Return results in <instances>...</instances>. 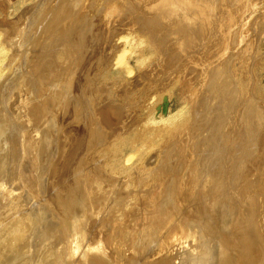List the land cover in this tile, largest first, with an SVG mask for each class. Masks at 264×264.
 Instances as JSON below:
<instances>
[{
    "label": "bare ground",
    "instance_id": "6f19581e",
    "mask_svg": "<svg viewBox=\"0 0 264 264\" xmlns=\"http://www.w3.org/2000/svg\"><path fill=\"white\" fill-rule=\"evenodd\" d=\"M187 1L193 4L192 8L180 11L173 10L172 6L169 8L166 13L167 27L163 18L155 21L165 27L164 40L171 46L182 45V49L194 41L195 33L197 38V31L204 33L205 27H210L218 33L221 31L216 25H223L217 17L216 0ZM126 2L128 8L139 6L137 0L133 4L129 3L130 0H0V264H28L29 260L34 264H55L64 255L57 252V246L62 247V252L67 250L71 256L80 250L82 258L89 256L94 264L104 263L101 256L108 249L114 251L110 258L123 264H264V209L260 211L258 201V193L264 191V164H258L261 170L251 173L257 178L248 176L250 182L242 185L240 179L245 176L244 165L247 163L244 156L236 158L241 164L237 162L238 165H234L235 159L233 165L236 167L229 171L228 165L224 164L225 155L221 160L218 157L221 153L216 154L218 158L212 159L215 149L211 152L212 156L207 153L208 148L204 146L211 144L206 142L209 140L205 139L206 136L202 140L206 143L203 149L200 148L203 143L197 142L198 130L202 128L200 122L208 116L205 114L212 113V107L216 109L213 104L217 100L219 104L224 101L226 108L227 103L234 101V107H227L221 118L218 116L217 126L220 125L221 132L231 134L232 139L238 142L258 123L257 126L261 127L255 137L258 152L264 149V116L260 114V109H253L254 104L250 108L248 102V109L244 107L248 98L245 93L227 94L219 89V82L211 81L210 93L206 95L212 100L203 108L200 115L205 116L203 120L194 117L191 126L187 127L189 121L185 120L192 108L186 113L182 106L184 118H179L183 115L181 110L173 114L172 120L179 118L177 123L166 125L169 118L159 123H152L147 118L134 120V128L128 125L126 128L133 133L126 130L124 141H119L117 124L121 114H124L115 96L119 80L131 85L141 84L146 78L153 80L165 72L157 57L158 51L162 53L166 47L160 48L145 29L137 32L135 37L131 36V30H113L115 16L127 11L123 8ZM180 2L185 3V0ZM231 2L234 1L228 0L227 3ZM148 8L151 10L153 4L141 6L140 14L144 22ZM212 16L213 24L210 25ZM234 19L241 21L244 15L239 13ZM245 19V25L252 29L255 24L264 25V18L260 16ZM257 19H261L260 22ZM235 29L232 28L229 35ZM229 35L221 34L225 43L230 39ZM263 35L264 30L240 33L239 46L245 44L248 47L258 36L264 42ZM136 43L137 48L146 51L139 58L141 63H145L142 71L133 79H128L122 72H127L129 68L128 72L133 73L129 57ZM7 52H12L9 57ZM116 60L127 62L126 66H129L124 69L121 64L123 69L114 71ZM117 71H122L121 75ZM184 72L181 66L178 73L182 75ZM176 81L184 86L195 85V89L200 84L184 76L176 77L173 83ZM104 86L108 91L104 92ZM182 96L179 94V97ZM219 98H223L222 101ZM23 103L31 106L30 111L26 106L28 110L25 113L31 112L32 119L13 114ZM196 121L201 127L196 125ZM204 125L206 123L203 122ZM211 129L214 131L213 127ZM248 137L250 140V134ZM253 140L254 137L251 142ZM218 141L216 144H219ZM225 142L219 146L212 142L215 146L210 147H215L216 152L218 149L221 151L228 148ZM256 142L254 147L251 145L252 150ZM167 143L175 146L170 154L174 162L164 157ZM222 144L225 147L222 148ZM251 147L250 151L247 147L244 150L248 149L251 153ZM131 150H136V162H130L132 157L128 152ZM159 151L164 154L163 157L155 158ZM126 154H129L126 158L129 157V162L133 164L129 167L124 163ZM58 158L60 163L56 166ZM229 159L226 164L230 165L229 162L234 159ZM251 159L254 158L251 156ZM125 161L127 164L128 159ZM251 162L247 165L250 166ZM174 164L178 165V171L174 170L176 173L173 172ZM250 171L245 174H250ZM121 178L124 181L122 184ZM237 180L240 185L237 183L239 186H234L235 192L231 193L235 198L228 196L232 202L228 198V203L224 202L220 195H230L227 193L229 185L232 183L233 186ZM21 189L26 192V204L41 193L44 195H40V201L43 198L44 204L32 200L28 209L22 210V207L19 211L15 203L25 192L14 195L13 199L11 194L12 190ZM242 194L246 196L244 201L248 197L245 203H253L252 206L239 203L237 199ZM130 206H135L137 209H132L136 212L132 210L130 214L127 211ZM54 208L55 215L60 214L62 219L59 226L52 224L51 227L58 228V232L57 228L53 229L56 230L53 235L58 233L53 236L56 239L51 243L48 240L49 245H45L43 240L52 233L46 218L51 216L49 212L54 214ZM95 209L102 210L98 211L100 213L107 212L105 216L108 219L99 215L103 217L102 222L98 216L96 219L100 221L95 220L93 225L97 224V227H92L89 233L88 219ZM86 210L90 213L83 221L81 218ZM57 216L56 219H59ZM51 217L47 221H51ZM127 217V224L121 226L119 222ZM134 247L141 249L136 250L140 256L138 261ZM130 249L135 253V257L131 258L137 262L132 260L129 263L125 258L126 251ZM76 256L79 257V254ZM92 260L88 262L93 264Z\"/></svg>",
    "mask_w": 264,
    "mask_h": 264
},
{
    "label": "rangeland",
    "instance_id": "374dc122",
    "mask_svg": "<svg viewBox=\"0 0 264 264\" xmlns=\"http://www.w3.org/2000/svg\"><path fill=\"white\" fill-rule=\"evenodd\" d=\"M135 1L136 0H130L129 3L133 4V2H135ZM137 1L139 2V6H136V7H130L129 6V8H128L127 2L124 4L123 8L125 7L127 11H126V13H124L122 15H116L115 16L116 22L113 24L114 25L113 30H120V31H124V32H128V30H131L130 31L131 36L135 37V34L137 32L145 29L147 31V34L153 39L154 42H156L158 44V46L160 48L166 47L162 51V53H160L158 51L159 56L157 57L158 62L163 67L165 72L162 76H158L157 78H155L153 80L150 78H146V80H144L141 84H132L131 85V84L125 83L122 80H119L120 86L116 89L117 91L115 90L116 92L114 91L116 93L115 96H116L117 103L121 106V110L124 112V114H121V119H120L119 123L117 124L118 126H117L116 131L120 134L119 141H124V137L126 136V130L129 133H133L130 129H126V128H127V125H128V127L134 128V120H141V119L147 118V120L148 121L150 120V122H152V123H159V122H162L164 120H168V118H169L166 125L170 126L173 123H177L179 118L185 117V112L182 111L183 107H184V110L187 111L186 113L190 112L191 108H192L191 113H189L190 115L185 120V121H189L187 127H190L191 126L190 122L193 121L194 117H200V115L203 114V108L207 107L211 103L212 99H210V97L208 95H206V94L210 93L209 82H211V81L219 82V89L222 90L223 92L225 91V93H227V94H243V93H245L246 97L248 96L247 101L245 102V105L246 104L248 105V102H249V104H251V105H248V106L250 108H252L251 106L254 104L253 109H255V110L260 109V111H259L260 114L262 116H264V42H261L260 37L258 36L257 38L253 39L249 43L248 47H246L245 44H241L239 46L240 41H241L240 33L241 34L242 33L243 34H251L257 30H259V31L264 30V25L260 26V25L255 24V25H253V29L249 25H245V21H246L245 17H251L252 19H254L256 16H260L261 18H264V0H250V1L249 0H232L234 2H231V3H227L228 0H216L217 17L220 18L221 19L220 21L223 22V25H221L219 23L216 25L217 29L220 30L222 33L229 35L231 29L236 28L235 31L231 35H229L230 39L225 43L222 36H221V34H222L221 32L215 33L212 31V29L210 27H205L204 33H199L197 31V38H196V33H195V35L193 36L194 41H191L189 46L187 48H184V49H182V45L177 47L174 44L171 46L169 44V42L165 41L163 38L164 33H165V27H164V25L157 24L155 21H156V19L163 18L166 22L165 26L167 27L168 16L166 15V13L171 6H172L173 10L180 11L181 9L186 8V7L192 8L193 4L189 3L187 0H185V3L180 2V0H168V1L164 0L162 2H154V0H137ZM147 3L153 4V8L151 10L148 8L147 19H146V22H144L143 21V15L140 14L141 10H142L141 6L143 4H147ZM239 13L244 15V19L241 21H237L234 19L235 17H237V15ZM260 20L261 19H257L258 22H260ZM209 21H210V25L213 24V16L210 17ZM239 29H240V33H239ZM262 40L264 41V35H263ZM117 45L120 46V43H118ZM137 47H138V43H136V45L134 44V52H133L134 54L132 53L131 56L129 57V65L132 68L133 73H131V71L128 72L129 68L127 69V72L125 70L123 71L124 73L121 71L122 74L125 75L126 78H128V79H130V78L133 79V77H135L134 75H137L140 71H142V69L144 67L145 61H143L141 63V59H139V58L140 57L142 58V56H140L141 53L143 52V55H144V54H146V51L141 50L142 48H137ZM125 49H124V51H125ZM225 49H226V52H223ZM120 51H121V49H120ZM125 52H127V51H125ZM151 52H152V50H151ZM11 53L12 52H7L6 53L7 55L6 54L5 55L9 57V55ZM137 60L140 62H138ZM118 62H120V61L116 60V62L114 64V71H116V69H118L120 71L123 69L124 66H125L124 69H126V67L129 66V65L126 66L127 62H124V63L120 62V65H117V64H119ZM136 63H137V65H136ZM121 64L124 66H122ZM181 66H183V68L185 69V72L182 75H180L178 73V69ZM121 72L117 71L116 73H118V74L120 73V75H121ZM183 76L187 77L193 83L200 82V84H198V89H195V85H185L184 86V85H181L180 83H178L177 81L175 83H173V80L176 77H177V79H179L180 77H183ZM205 86H207L208 89ZM103 88H104V92L108 91L107 86H104ZM179 94H182L183 96L179 97ZM222 99L223 98H219V101L220 100L222 101ZM216 100L217 99H214V101H216ZM214 101H213V103H215ZM217 101L213 105H215V108L216 109L218 108L219 110L218 109L216 110V109H214V107H212L213 109H211L210 112H212L213 114L212 113L205 114L206 116L210 115L209 119L207 118L208 116L207 117L204 116L206 118L204 120L202 119V118H204L203 116H201L199 118V120H201V119L203 120L204 124L206 123V125H204L206 127V129H205V127H203L202 121L200 122L201 124L196 121L198 123V124L196 123L197 126L201 125L202 128H204V130H203L202 128H200L201 126L199 127L200 130H198V137H197V139H199V140H197V142H202V140L206 136L205 139H207V138L209 139V140H206V142L208 144L210 142L211 145L210 144L209 145L211 147H212V145H214V144H212V142L215 143V145L219 146L220 143L225 142V139L228 136L226 139V142H225V146L227 145L228 148L225 147L224 144H222L223 145V146L221 145L222 148L223 147H225V148H223L224 150L221 149V151H219V149L217 147V149H218L217 152L219 151L218 152L219 154L216 152L215 147H213L211 149V147L209 145H207L209 147L204 146V144L206 145L205 141L202 142L203 145L200 143L202 145V146H200V148L201 147H202L201 149H203L204 147H205V149L208 148L206 151H208L207 153L210 154L209 156H212L211 152L212 153H213V151H214V153L216 152L215 154L213 153L214 156L212 157V159L216 158L218 155H220V153H221V156H218V157H220L221 160H223V158H225V156H226V160H224L225 161L224 164H225V166L228 165L227 169L229 171L233 170L236 167L234 165H238V163L241 164L240 160H238L236 158H239V157L243 158L241 156H244L245 157L244 159L247 160V163L245 162L244 168L245 169L248 168V169H246L247 172H249L250 169H251V171H250V174L248 173L249 175L248 174L246 175L245 173H247V172L244 169V172H245L244 175L245 176H244V178H242V180L240 179V183L243 185L245 182H250L249 180H247V178L249 179L248 176H250L251 178H257V176H253L252 174L256 173L255 172L256 169L261 170V168L258 167L259 166L258 164H264V161L262 163L260 162L261 161L260 158L261 159L264 158V156H262V155H264V151H263L264 149L262 150V148H260L262 151L259 150V152H258V149H259L258 146L259 145L257 144V142H256L257 140L255 139V137L257 136V132L261 129V127L257 126L258 123L256 122L257 124H254L256 126L253 125L254 127H252V129H250V133L247 132L248 134L245 135L246 138L244 137L248 141H246V140L244 141L243 140L244 138L242 140H240L241 142L244 141V143L242 142V144H243L242 146L244 147L246 145L245 148L247 147L249 149V151H250L251 145H252V147H254V142H256L255 148L253 150L251 147V153L253 154L252 155L248 151V149L244 150L245 148H243L242 146H240V148H239L238 145H241L240 144L241 142L240 141L237 142V140L232 139L233 136L231 134H226L225 131L221 132L222 130H220L219 129L220 127H218L220 125L217 126V123H216V121L220 120V118L222 116L221 114H224L226 112L225 111L226 108L227 107H231V108L234 107V104L236 102L235 103H233L234 101L229 102L230 104L233 103L232 104L233 106L230 105L229 103H227V106L225 108V106H223L224 101H222V103H220V104H222V106ZM206 102H208V103L206 105H204ZM28 104H30V103L28 102ZM163 104H165V109L163 108ZM200 104H202L204 106H200ZM217 105L219 107H217ZM247 105L244 106V107H246V109H248ZM26 106H27V104L23 103V105L21 106L20 109L19 108L16 109V112L13 111V114H15L16 116L19 115L20 118L30 117L32 119L33 116L29 115L31 112L26 114L27 113L26 111L28 109L30 111L31 106L28 107L29 106L28 105L27 106L28 109ZM195 108L198 109V111ZM220 109L222 111H220ZM13 110H15V109H13ZM179 110H181L183 112V115L181 117L179 115V118L175 121L172 120L173 114ZM214 110L217 111L218 113L216 112L214 114V112H215ZM216 114H217V117H216ZM133 115L139 116L140 118H135V117H133ZM218 116H220V118ZM210 117L215 118V119H211ZM122 121L123 122L125 121V122L122 124ZM210 121H212L211 125L209 123ZM26 123L30 124L31 122L26 121ZM214 123H215V125H214ZM37 124H40V123H37ZM207 124H209V126ZM218 124H219V121H218ZM214 126H217L218 129H217V127L215 128ZM150 127H154V125H150ZM207 127H209L210 131H209V129H207ZM212 127H213V129L215 128L214 131L211 129ZM218 130H220V131H218ZM218 132H220L222 139H221V136L219 135ZM209 134H210V136H209ZM249 134L251 136L250 140L248 137ZM253 137H254V140L251 142ZM217 138H218V140H220V142L217 140ZM211 139L213 140L212 142H211ZM214 140H215V142H214ZM227 140H229V141H227ZM216 141H218L219 144H216ZM233 142H235V143L240 142V143L236 145ZM245 142H247V143H245ZM230 145H231V148L229 147ZM232 145L236 148V151L239 153H237L235 151V148ZM241 147H242V149H241ZM174 148H175V146L173 144L167 143V145L164 149L165 155L159 151L158 154H155V158L157 156L162 158L164 155L165 159L166 158L170 159L171 158L170 154L174 151ZM232 148H234V149H232ZM237 148H239L242 153L240 152L239 149H238L239 150L238 151ZM157 149H159V147ZM157 149H155V150H157ZM213 149H215V150H213ZM225 149H226V152H225ZM228 149H229V151L231 149L233 150V151L231 150L232 153L230 151L231 155H230L229 151H227ZM131 151L130 152L132 154L130 152H128L130 154V158L132 157L130 162H134L133 160H135V162H136L137 154L134 155V152H136V150H131ZM246 151L249 152V154ZM233 152H236L237 154L236 153L233 154ZM207 153H206V155H208ZM244 153H246V154H244ZM129 154H126V156H125V159L126 160L128 159L127 164H126V161L124 159V163H125V165H127L126 167H129L130 166L129 164L133 165L132 163L129 162V160H130L129 157L126 158L127 156H129ZM216 154H217V156H216ZM232 155H233V157H232ZM245 155H247L249 158H247V156H245ZM51 156H54V155L52 154ZM251 156L254 159H251ZM229 158L234 159V160H231L229 162L230 165L232 162L231 166L229 164H226V163H228V160H230ZM235 159H236V161H235ZM221 160L219 162H221ZM251 160H252V162H251ZM253 160H254V162H253ZM170 161L174 162V158L170 159ZM234 161L236 164L234 163V165H233ZM248 161L251 162L250 166H248L249 165ZM258 161H259V163H256ZM56 163H54V164H56V166H57L58 163H60V158L57 159ZM124 163H123V165H124ZM221 163H223V161ZM252 163H255L256 165L253 164V167L251 168ZM176 166L178 167V165L174 164V167H173L174 173H176L178 171V170H176V169H178V168H176ZM249 167H250V169H249ZM262 169H264V168H262ZM154 170H157V169H154ZM174 170H176V172ZM122 179L123 178H121V180ZM121 180H120V184L124 183V181L123 180L121 181ZM125 182H126V180H125ZM237 183L239 184V180H237V182L235 184L233 183L234 184L233 186H232V183L229 185L230 190H228L227 193L229 192L230 195L229 194L228 195L227 194L226 195L225 194L220 195V198H221V196H223L222 198L225 200L224 202H226V199L228 198L231 201H229V200H227V201H229L231 203L232 199L230 197L235 198V196H233L234 194H231V193L235 192L234 191L235 188L240 185V184L238 185ZM234 186H235V188H233ZM231 190H233V191L231 192ZM16 191H21V193L16 192ZM23 192H25L24 189L12 190L11 198L14 197V195H20ZM23 194L21 196V200L15 203L18 206V208H17L18 210L19 209L21 210L22 207H24V209H22V210H25V208L28 209L29 206L32 205V202H36L37 200L40 201L41 200L40 195H41V197L44 195L43 193H41L36 197V199L35 198L32 199L34 201L30 200L29 203L26 204V200H27L26 199V192L24 195ZM129 195H131V194H129ZM228 196H230V197H228ZM242 196H240L241 198L239 197L240 199L239 198L237 199L238 201L240 200L239 201L240 204H242L244 202V204H247L248 206L253 205V203H251V204L245 203V201L246 202L248 201L247 200L248 197L244 201L243 199H245L246 196H244V194H242ZM21 201H22V204H21ZM258 201H260V211H262L264 209V191L261 193L260 192L258 193ZM256 202H257V196H256ZM40 203L42 205L44 204L43 198H42V202L40 201ZM226 203H228V202H226ZM132 208H136V207L130 206V208H127V211L129 210L130 214H132L133 211L136 212V209H137L136 208L133 210ZM53 211H54L53 212L54 214H52V212H49V213H51L52 217L50 215H47L48 216L47 218L51 217L52 220L49 221V219H48V221H47V218H46V222L49 225V229L52 230V233L48 236L47 239L43 240L42 243H44L45 245H49V243H47L48 240H49L48 242L51 243L54 241V239H56L53 236H57L58 233H57V235H55V234L53 235V231H56L53 229L54 228L56 229L57 227H53V229L51 227H52V224H53V226H56V224L59 226V223H61L60 221L62 219L60 217L61 216L60 214L58 216H57V214L55 215V212H56L55 208L53 209ZM98 211H102V210H98ZM98 211H97V209H95L92 212V214H90V215H92L90 217V215H89L90 211L86 210L85 215L81 218V220L84 221L86 216L88 218V215H89L88 220H89L90 228L87 229V231L89 233H91L90 229L92 227H94V229L97 227V224L95 226H93L95 220H96V222H98L97 220L100 221V219L103 218L105 215L107 216V212H104L105 213L104 214L103 212L100 213ZM129 212H127V214H129ZM99 215L103 216V217L100 218ZM53 216H55V217H53ZM56 216L59 217V219L57 218L58 221H56L57 220ZM98 216L100 219H96ZM261 216H262V214H261ZM73 218H71L70 221H72ZM92 219H94V220H92ZM106 219H108V217H106ZM126 219H128V217L125 219H122L119 222V224L121 226L126 225L127 221H128V220L126 221ZM90 220H91V222H90ZM53 221L57 222V223H53ZM132 221H133V218L130 220V222H132ZM101 222H102V219H101ZM145 225H146V223H145ZM127 228H130V226H128ZM101 230L103 232L105 231L104 228ZM56 232H58V228H57ZM52 237H53V239L51 241L50 239ZM45 245H43V246L46 248ZM45 248H43V250ZM56 248H57L56 249L57 252L60 251L59 253H61V255L64 253V255H63V259H60L59 262H56L55 264H74V262H75V264H91L88 261L92 260V258H89L90 260L88 259L89 256L82 258V256L80 255V250L76 254H73L71 256V255H68L67 250H64V252H62V247L57 246ZM231 248H232L231 250L234 251L233 247H231ZM39 250L40 251L42 250V246L39 247ZM132 250L133 249L126 251L127 254H126L125 258L127 259V261H129V263L132 260L137 262L140 259V256L138 255L139 252H137V251L138 250L140 251L141 249H137L134 247L135 251L134 250L133 251L137 254L136 258H135L137 261L133 259L135 257L133 254H135V253H133ZM112 251L113 250L108 249L106 251V254H102L101 257L103 258L104 263H101V264H123L121 261H115L114 262L113 259L110 258V256H112L114 254V251H113V253H112ZM128 251H131V253ZM77 254H79V257L76 256ZM74 257H77L78 259H75ZM131 257H133V258H131ZM137 257H139V258H137ZM71 260H74V261H72V263H70ZM61 261L63 263H61ZM91 262H93V260ZM28 264H34V262L32 260H29ZM93 264H94V262H93ZM96 264H98V263L96 262ZM136 264H138V262Z\"/></svg>",
    "mask_w": 264,
    "mask_h": 264
}]
</instances>
